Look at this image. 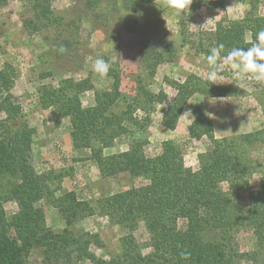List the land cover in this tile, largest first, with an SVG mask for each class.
<instances>
[{"label": "trees", "instance_id": "trees-1", "mask_svg": "<svg viewBox=\"0 0 264 264\" xmlns=\"http://www.w3.org/2000/svg\"><path fill=\"white\" fill-rule=\"evenodd\" d=\"M8 1L0 0V4ZM139 1L154 2L130 0L133 7ZM225 1L194 0L191 11L207 4L224 8ZM31 2L39 28L52 20L60 22L51 0ZM261 30L264 15L252 2L242 18L220 20L214 31L203 33L200 49L208 55L212 47L223 44L222 56H226L234 46L250 47ZM143 45L142 61L147 73L136 78L134 92L122 90L121 70L110 63L108 76L112 83L95 92L94 105L84 106L81 99L84 91L94 88L90 78L64 79L58 87H45L41 96L43 109L54 106L60 117L70 118L74 149L89 148L90 158L97 162L103 177L125 172L131 178L148 181L100 197L93 204L78 199L74 192L57 196L61 187L52 189L49 182L60 175L35 171L31 152L36 128L30 126L22 106L13 100L14 71L9 65L0 68V116L4 115L0 117V184H8L0 189V264H31L28 256L33 246L41 249L46 264H241L244 257L251 264H264V179L258 188L251 186L253 167L241 153L242 147L220 145L211 118L199 104L191 109L189 135L197 139L206 136L214 147L200 155L201 166L196 171L185 167L181 148L172 140L164 141L162 152L156 156H148L144 151L146 141L139 139L124 151H104L117 137L132 131L128 123L145 129V122L134 117L137 109L147 114L165 100V94L152 92L146 82L147 76L156 73L164 54L149 41ZM171 85L176 95L162 117V124L169 129L176 127L184 107L196 93L207 97L242 94L237 88L210 83L196 74H189L184 81L172 80ZM8 197L18 203V211L11 217L4 207ZM43 199L66 215L64 230L56 232L47 225L44 209L38 205ZM96 212L128 230L121 237L120 252L108 260L98 258L91 250L93 244L105 245L99 233L71 228L77 219ZM140 222L150 234L147 244L152 250L147 253L134 234ZM240 232L253 234L256 248L251 252L240 249Z\"/></svg>", "mask_w": 264, "mask_h": 264}, {"label": "rangeland", "instance_id": "rangeland-1", "mask_svg": "<svg viewBox=\"0 0 264 264\" xmlns=\"http://www.w3.org/2000/svg\"><path fill=\"white\" fill-rule=\"evenodd\" d=\"M252 2L264 15V0H226L224 8L207 4L195 11L189 10L186 17L166 8L164 0L139 1L134 7L130 0H51L61 20H52L41 28L34 17L31 0L0 4V68L9 65L14 71L13 100L22 106L30 126L36 128L31 162L37 173L54 171L60 175L58 180L49 182L52 189L61 187L57 196L61 192H74L78 199L93 204L100 197L148 182L144 178H131L125 172L103 177L97 162L90 158L89 148L70 149V118L60 117L54 106L43 109L40 105L44 88L58 87L67 78H90L94 88L84 91L81 99L84 106L94 105L95 92L109 88L112 83L109 76L102 78L91 71L94 60L101 56L109 64L119 66L122 90L134 92L136 78L147 73L142 61L145 41L164 54L156 73L147 76L146 82L152 92L165 94V100L147 114L137 109L134 117L145 122V129L126 122L132 131L117 137L104 151H124L139 139L146 141L145 153L156 156L162 152L163 142L172 140L181 148L185 167L196 171L201 166L200 155L214 147L206 136L197 139L189 135L193 121L191 109L199 104L211 118L219 144L229 149L242 147L241 153L253 167L250 184L258 188L264 179V82L246 81L247 90L242 89L235 84L234 70L225 64V71L218 74L216 84L237 88L241 95L207 97L196 93L184 107L174 129L162 124L163 114L176 95L172 80L184 81L189 74L208 80L207 53L199 45L202 34L214 31L220 20L242 18ZM247 38L250 40L249 35ZM61 47L66 51L61 52ZM223 185L227 187L226 182ZM7 186L5 181L0 189ZM38 205L44 209L48 226L56 232L64 230L67 217L58 206L47 203L46 199ZM4 207L8 217L18 211V203L13 198L8 197ZM71 228L99 233L105 245L93 244L91 250L106 260L120 252L121 237L128 233L126 228L97 212L77 219ZM134 234L145 246L144 253L152 250L147 244L150 234L144 222L139 223ZM238 243L245 253L256 248L251 232H240ZM28 259L31 264H46L41 249L36 246L31 248ZM241 264H251V261L244 257Z\"/></svg>", "mask_w": 264, "mask_h": 264}, {"label": "clouds", "instance_id": "clouds-1", "mask_svg": "<svg viewBox=\"0 0 264 264\" xmlns=\"http://www.w3.org/2000/svg\"><path fill=\"white\" fill-rule=\"evenodd\" d=\"M194 0H164V6L175 13L185 16L191 10ZM61 52L66 51L61 47ZM107 51V48H105ZM224 45L212 47L206 57L207 68L209 69L207 79L210 83H217L218 74L225 71V64L234 70L235 80L240 88L246 89V81L264 82V30L255 34L251 46L232 47L222 58ZM91 71L104 78L110 71V64L101 56L94 60ZM221 83V82H220ZM210 103H215L209 99Z\"/></svg>", "mask_w": 264, "mask_h": 264}, {"label": "crops", "instance_id": "crops-1", "mask_svg": "<svg viewBox=\"0 0 264 264\" xmlns=\"http://www.w3.org/2000/svg\"><path fill=\"white\" fill-rule=\"evenodd\" d=\"M70 128H69V134H68V138L71 140V143L69 145L70 149H72L73 151H75L74 146H73V141H72V137H71V124L69 122Z\"/></svg>", "mask_w": 264, "mask_h": 264}]
</instances>
